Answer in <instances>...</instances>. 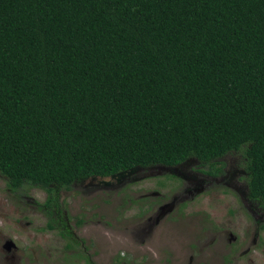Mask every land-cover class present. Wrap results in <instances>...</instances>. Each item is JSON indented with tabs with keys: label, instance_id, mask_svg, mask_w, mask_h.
Returning a JSON list of instances; mask_svg holds the SVG:
<instances>
[{
	"label": "trees",
	"instance_id": "trees-1",
	"mask_svg": "<svg viewBox=\"0 0 264 264\" xmlns=\"http://www.w3.org/2000/svg\"><path fill=\"white\" fill-rule=\"evenodd\" d=\"M234 151L264 203V0H0V173L67 248L62 188Z\"/></svg>",
	"mask_w": 264,
	"mask_h": 264
},
{
	"label": "rangeland",
	"instance_id": "rangeland-1",
	"mask_svg": "<svg viewBox=\"0 0 264 264\" xmlns=\"http://www.w3.org/2000/svg\"><path fill=\"white\" fill-rule=\"evenodd\" d=\"M225 157L233 162L229 167L232 171L246 168L239 153L230 152ZM194 162V166L198 165ZM164 172L157 168L135 180L122 181L94 177L62 188L60 201L67 206L79 243L75 248H67V239L57 231L43 230L48 217L40 204L47 193L30 185L12 189L0 173V264H87L85 256L93 264H223L216 259L220 256L212 253L213 243L206 246L209 255H196L190 262L194 243L206 244L210 240L205 232L210 225L202 223L206 212L222 216L229 204V199L219 194V183L212 185L217 189L212 187L209 193L188 199L183 215L175 212L156 226L150 236L144 234L148 215L138 197L153 189L170 193L167 190L174 188L173 182L164 177ZM162 178L167 182L164 187L154 182ZM78 219H82L81 224ZM9 240L15 246L8 249L5 245ZM176 253L180 257L174 259ZM249 256L254 263L264 264V252ZM233 264L253 263L240 259Z\"/></svg>",
	"mask_w": 264,
	"mask_h": 264
},
{
	"label": "flooded vegetation",
	"instance_id": "flooded-vegetation-1",
	"mask_svg": "<svg viewBox=\"0 0 264 264\" xmlns=\"http://www.w3.org/2000/svg\"><path fill=\"white\" fill-rule=\"evenodd\" d=\"M233 153L238 154L237 151ZM226 155L228 153L214 159L216 163L202 161L197 157H189L176 165H164L168 168L164 172V177H169L168 180H171L174 186V188L167 190L170 193L153 189L138 197L148 215L147 224L145 229L143 228L144 234L150 236L156 226L175 212L183 215L184 210L188 207L185 203L188 199H195L209 193V189L212 187L217 189L212 185L219 183L222 186L219 194L222 195V198L229 199V204H227L222 216H215L212 211L206 212L205 221L202 223L203 225H210L205 231L210 235V240L206 244H199L200 242L192 244L194 247L190 262L196 255H209L210 253L206 254L207 252H205L209 250L206 246L213 243V245L215 244V251L212 253L215 256L218 254L220 257H216V259L222 261L223 264H233L240 259H246L256 264L249 255L257 251L264 252V203L250 194L247 169L238 170L239 172L235 169L232 171L229 167L233 166V162L229 161L225 157ZM194 161L198 165L194 166ZM157 168L158 165L147 168L140 167L121 175V177L113 176L112 178L118 181L135 180L143 176L141 174L146 171ZM165 178L157 179L154 182L164 187L167 183ZM152 197L157 198L149 199ZM205 229L206 226H203V230ZM179 257L180 254H173L174 259Z\"/></svg>",
	"mask_w": 264,
	"mask_h": 264
},
{
	"label": "water",
	"instance_id": "water-1",
	"mask_svg": "<svg viewBox=\"0 0 264 264\" xmlns=\"http://www.w3.org/2000/svg\"><path fill=\"white\" fill-rule=\"evenodd\" d=\"M158 169L160 170V173H162L163 171H166L168 170L167 167H165L164 165H158ZM9 242V243H8ZM7 243H6V248L9 249V247L12 245V246H15V244L13 243L12 240H9Z\"/></svg>",
	"mask_w": 264,
	"mask_h": 264
}]
</instances>
